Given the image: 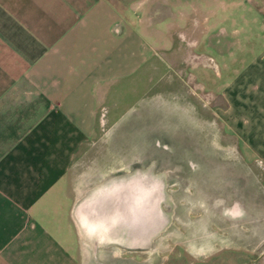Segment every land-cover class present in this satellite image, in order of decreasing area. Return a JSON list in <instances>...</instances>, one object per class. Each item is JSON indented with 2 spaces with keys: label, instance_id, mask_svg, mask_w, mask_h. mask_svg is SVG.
<instances>
[{
  "label": "crops",
  "instance_id": "1",
  "mask_svg": "<svg viewBox=\"0 0 264 264\" xmlns=\"http://www.w3.org/2000/svg\"><path fill=\"white\" fill-rule=\"evenodd\" d=\"M188 3L0 0V264H147L143 242H127L136 240L127 222L140 220L142 211L150 224L144 240L152 238V184L142 191L141 167L126 169V159L142 157L138 150L126 153V129L141 128L142 108L126 121L120 115L125 94L121 102L113 97L121 79L142 73L160 51L173 57L185 48L171 32L189 30ZM232 4L239 8L238 0ZM259 13L262 41L254 56L213 57L215 65H244L232 70L222 92L226 110L215 107V115L256 178L246 185L242 232L251 241H264V9ZM246 27L231 32L251 31ZM145 142L152 161L151 136ZM243 251L241 263V249L231 247L226 264H264V242ZM214 256L187 264H223L220 252Z\"/></svg>",
  "mask_w": 264,
  "mask_h": 264
},
{
  "label": "rangeland",
  "instance_id": "2",
  "mask_svg": "<svg viewBox=\"0 0 264 264\" xmlns=\"http://www.w3.org/2000/svg\"><path fill=\"white\" fill-rule=\"evenodd\" d=\"M188 2L189 30L182 35L171 32L172 39L179 37L185 48L173 57L160 51L141 67L142 73L139 70L121 79V93L113 97L121 102L125 94L120 115L126 121L139 115L140 105L142 108L141 128L126 129L127 155L138 150L142 156L126 159V169L141 167L138 183L142 191L152 184L153 192L152 238L143 241L140 251L147 264L151 259L153 264H187L189 259L202 258L208 263L215 252L222 254L216 259L226 264L230 248L238 245L244 263L243 250L261 247L264 242L246 240L242 234L248 215L246 185L256 178L239 156L235 136H230L215 115V107H221L223 113L226 110L222 92L230 87L232 70L244 65H215L213 57L230 51L237 56L242 51V58L249 60L260 50L259 11L264 9V0H238L239 8L230 5V0ZM224 4L227 8L223 9ZM166 22H171L169 17ZM246 26L251 31L231 32L234 27L246 31ZM245 36H250L245 47H236ZM131 136L136 138L134 142ZM147 136L153 141L152 161L145 158ZM150 169L152 175L146 173Z\"/></svg>",
  "mask_w": 264,
  "mask_h": 264
},
{
  "label": "bare ground",
  "instance_id": "3",
  "mask_svg": "<svg viewBox=\"0 0 264 264\" xmlns=\"http://www.w3.org/2000/svg\"><path fill=\"white\" fill-rule=\"evenodd\" d=\"M144 197H142V203H144ZM136 207H139V205L141 206V204H139L138 198L136 199ZM152 227H153V223H152ZM127 230H132L133 232V236L135 237L136 240H132L129 241L127 240V242H132L134 243V241H136V243H139L138 241L140 240L141 242L144 241V239L149 238L150 236H147L144 231L150 230V224L148 219H146L144 212L142 211L141 214V219L139 220V216L136 217V222H134V224H130L129 222H127ZM139 230L141 231V233L139 234Z\"/></svg>",
  "mask_w": 264,
  "mask_h": 264
}]
</instances>
